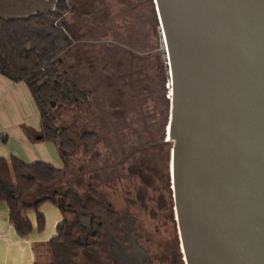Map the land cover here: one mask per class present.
<instances>
[{"label":"water","instance_id":"water-1","mask_svg":"<svg viewBox=\"0 0 264 264\" xmlns=\"http://www.w3.org/2000/svg\"><path fill=\"white\" fill-rule=\"evenodd\" d=\"M155 2L188 264H264V0Z\"/></svg>","mask_w":264,"mask_h":264},{"label":"trees","instance_id":"trees-1","mask_svg":"<svg viewBox=\"0 0 264 264\" xmlns=\"http://www.w3.org/2000/svg\"><path fill=\"white\" fill-rule=\"evenodd\" d=\"M145 4H150L156 13L154 0H136L123 13L99 21L117 23L119 27L113 29L134 31L136 27L130 26L136 22L140 7ZM69 13H72V21L68 18ZM90 15V12H77L68 0H56L54 8L25 16L0 14V72L15 81L27 82L41 113L42 134L57 144L64 161L59 167L44 160L27 163L15 155L0 157V200L8 204L10 220L21 235L33 229V222L27 214L29 210L36 212L38 228H44L45 214L41 209L44 202H53L63 213L56 234L47 242L49 260L42 264H84L81 257L85 254L88 260L86 249L89 246L82 241L80 233L88 238L89 235L82 221L89 217L93 207L106 208L97 187L87 184L80 190L73 179L75 155L81 150L84 154L93 151L102 138L101 131L88 126L76 135L73 128L79 123L61 121L57 111L75 109L78 105H84L85 111L91 109V90L83 87L77 79L76 64L72 62L64 67L61 65L63 59L59 58L61 51H69L82 37L102 30L95 26L96 23L93 25ZM108 30L100 31L97 38L113 45L109 43L112 34ZM109 64L110 60L106 59L105 65ZM164 98L170 112L171 100L167 91Z\"/></svg>","mask_w":264,"mask_h":264},{"label":"rangeland","instance_id":"rangeland-1","mask_svg":"<svg viewBox=\"0 0 264 264\" xmlns=\"http://www.w3.org/2000/svg\"><path fill=\"white\" fill-rule=\"evenodd\" d=\"M77 3L81 8H90L88 4ZM71 5L73 6L72 2ZM114 7L112 3V7L104 9L108 12ZM155 8L157 14L150 4L140 7L136 22H132L130 26L136 27L134 31L113 29L116 23L106 25L112 34L108 42L113 45L98 40L99 32L106 30L101 28L102 30H95L94 33L82 37L69 51L64 50L59 54V58L63 59L62 66L66 67L72 62L76 64L74 71L77 79L83 87L91 90L92 103L91 109L87 111L84 105H78L75 109L57 110L60 120L78 122L73 128L76 135L88 126L102 133V138L93 151L84 154L81 150L74 157L76 174L73 179L80 190L85 189L87 184L98 185L97 187L103 190L106 169L111 173L113 171L108 166L121 167V150H130L131 145L140 144V141L154 140L148 148L154 153L146 155L144 166L150 167L160 181L164 180V177L166 179L164 170L169 172L173 143L172 139L168 138L167 124L170 112L164 92L167 91V97L171 100V76L156 2ZM68 18L73 20L72 13L68 14ZM106 59L110 60L108 66L105 65ZM118 140L123 142V146ZM129 141H132L131 144ZM164 149L166 152L170 150L168 157L159 151ZM43 249L39 248V257L41 261H45V258L47 261L49 253L44 251L42 256ZM81 260L84 264L88 263L85 254Z\"/></svg>","mask_w":264,"mask_h":264},{"label":"flooded vegetation","instance_id":"flooded-vegetation-1","mask_svg":"<svg viewBox=\"0 0 264 264\" xmlns=\"http://www.w3.org/2000/svg\"><path fill=\"white\" fill-rule=\"evenodd\" d=\"M68 1L80 14L92 13L89 20L93 25L110 29L106 25L112 22L99 19L123 13L135 0ZM77 2L90 8H81ZM112 3L115 7L106 12L104 8L112 7ZM118 27L116 23L114 28ZM140 142L131 145L130 150H121V167L108 166L113 174L106 169L103 190L94 186L106 208L93 207L85 219L83 226L89 238L84 234L81 238L89 246L87 264H188L176 215L171 167L168 173L164 170L166 179L160 181L150 167L144 166L146 155L154 153L146 150L154 140ZM119 144L123 146L122 141ZM159 151L169 156L165 149Z\"/></svg>","mask_w":264,"mask_h":264},{"label":"crops","instance_id":"crops-1","mask_svg":"<svg viewBox=\"0 0 264 264\" xmlns=\"http://www.w3.org/2000/svg\"><path fill=\"white\" fill-rule=\"evenodd\" d=\"M55 4L56 0H0V14L25 16ZM41 135V113L27 82L15 81L0 72V157L15 155L27 163L44 160L62 167L64 161L59 147ZM41 209L45 214L44 228H38L36 212L29 210L33 229L21 235L10 220L8 204L0 200V264L46 262V258L41 261L39 248H44L42 256L44 251L48 254L47 242L56 234L63 213L50 201L44 202Z\"/></svg>","mask_w":264,"mask_h":264},{"label":"bare ground","instance_id":"bare-ground-1","mask_svg":"<svg viewBox=\"0 0 264 264\" xmlns=\"http://www.w3.org/2000/svg\"><path fill=\"white\" fill-rule=\"evenodd\" d=\"M170 85H171V92H172V82H171V79H170ZM171 95V94H170Z\"/></svg>","mask_w":264,"mask_h":264}]
</instances>
